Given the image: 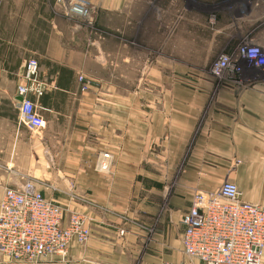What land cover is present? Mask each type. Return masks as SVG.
Returning a JSON list of instances; mask_svg holds the SVG:
<instances>
[{
	"label": "crops",
	"instance_id": "obj_1",
	"mask_svg": "<svg viewBox=\"0 0 264 264\" xmlns=\"http://www.w3.org/2000/svg\"><path fill=\"white\" fill-rule=\"evenodd\" d=\"M93 2L96 26L113 37L91 39L55 0H0V197L31 178L67 212L90 219L89 238L72 241L66 256L0 264L180 263L179 217L196 192L231 181L243 200L264 206V81L241 74L243 82L124 87L117 77L127 63L134 75L139 67L128 53L134 41L128 49L122 34L136 35L146 0ZM29 57L46 84L31 96L44 121L37 131L17 118ZM158 59L152 74L169 76L170 64ZM102 152L111 155L107 172L96 167Z\"/></svg>",
	"mask_w": 264,
	"mask_h": 264
},
{
	"label": "built area",
	"instance_id": "obj_2",
	"mask_svg": "<svg viewBox=\"0 0 264 264\" xmlns=\"http://www.w3.org/2000/svg\"><path fill=\"white\" fill-rule=\"evenodd\" d=\"M65 13L79 17L92 26V7L87 0H57ZM240 53V52H239ZM239 56V55H238ZM239 58L241 69L252 71L253 65L264 67V50L243 49ZM238 61L225 54L215 63L213 71L231 74L238 70ZM254 70V69H253ZM221 73V74H220ZM259 74V75H258ZM264 81V68L255 71ZM235 78V76L233 77ZM80 89L88 82L78 76ZM46 89L39 76L38 62L30 57L16 86L17 118L29 131L42 128L36 102ZM111 155L99 154L96 167L101 172L109 169ZM184 231L181 238L186 260L170 264H261L264 249V206L245 201L235 183L224 181L217 190L196 192L191 204L179 217ZM121 232V231H120ZM90 236V219L80 211L67 212L46 197L31 178L15 187L5 186L0 197V257L15 261L37 262L47 256H66L69 244H83Z\"/></svg>",
	"mask_w": 264,
	"mask_h": 264
},
{
	"label": "rangeland",
	"instance_id": "obj_3",
	"mask_svg": "<svg viewBox=\"0 0 264 264\" xmlns=\"http://www.w3.org/2000/svg\"><path fill=\"white\" fill-rule=\"evenodd\" d=\"M87 1L92 7V26L65 13L57 0L55 4L69 19L84 24L91 39L113 37V29L96 26L98 7L93 0ZM146 6L136 35L128 31L122 34L128 49L130 44L127 42L134 41L133 51L129 49L128 53L133 52L138 58L132 65L139 67L138 74L134 75L131 73L134 68L127 63L122 76L117 77L124 87L155 83L174 86L240 82L241 74H246L243 79L254 78L256 70H242L240 66L244 63L239 56L243 49L264 50V0H146ZM155 21L157 26H154ZM227 53L232 55V60L238 61L241 70L234 74L222 70L218 76L213 68ZM158 58H164L170 64L169 76L152 74L151 67L163 61Z\"/></svg>",
	"mask_w": 264,
	"mask_h": 264
}]
</instances>
